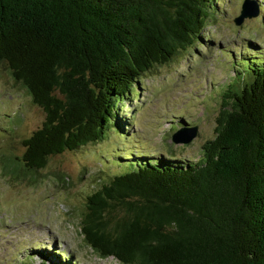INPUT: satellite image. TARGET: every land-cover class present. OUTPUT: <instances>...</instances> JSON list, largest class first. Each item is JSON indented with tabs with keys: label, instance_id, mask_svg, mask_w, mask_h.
Returning <instances> with one entry per match:
<instances>
[{
	"label": "trees",
	"instance_id": "1",
	"mask_svg": "<svg viewBox=\"0 0 264 264\" xmlns=\"http://www.w3.org/2000/svg\"><path fill=\"white\" fill-rule=\"evenodd\" d=\"M217 9V0H0V67L45 113L17 173L36 179L51 158L122 132L118 107L144 75L197 46ZM132 156L86 198L81 234L96 255L264 264V70L241 90L229 83L197 162ZM62 257L44 253L40 264H70Z\"/></svg>",
	"mask_w": 264,
	"mask_h": 264
},
{
	"label": "rangeland",
	"instance_id": "2",
	"mask_svg": "<svg viewBox=\"0 0 264 264\" xmlns=\"http://www.w3.org/2000/svg\"><path fill=\"white\" fill-rule=\"evenodd\" d=\"M217 1L219 14L208 21L198 45L144 75L118 107L122 132L51 158L36 179L17 168L24 141L42 127L45 113L0 67V264H40L44 253L48 262L59 257L66 263L64 254L70 264H121L86 245L80 225L86 198L123 170L119 159L197 162L203 144L215 136L229 83L241 90L256 69L264 70V0H253L258 16L239 26L234 20L244 0ZM184 124L196 127L197 135L174 144L171 136ZM58 175L68 178L65 185Z\"/></svg>",
	"mask_w": 264,
	"mask_h": 264
},
{
	"label": "water",
	"instance_id": "3",
	"mask_svg": "<svg viewBox=\"0 0 264 264\" xmlns=\"http://www.w3.org/2000/svg\"><path fill=\"white\" fill-rule=\"evenodd\" d=\"M258 7L253 0H244L240 15L234 20V24L239 26L242 24L245 19H252L258 16ZM197 135V128H181L175 131L171 136V141L174 144H188L191 140H193Z\"/></svg>",
	"mask_w": 264,
	"mask_h": 264
}]
</instances>
